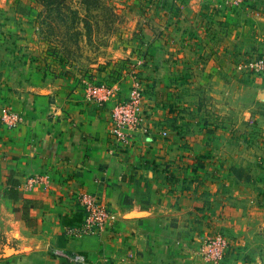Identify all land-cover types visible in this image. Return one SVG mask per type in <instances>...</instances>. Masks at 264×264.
I'll use <instances>...</instances> for the list:
<instances>
[{
  "label": "crops",
  "instance_id": "crops-1",
  "mask_svg": "<svg viewBox=\"0 0 264 264\" xmlns=\"http://www.w3.org/2000/svg\"><path fill=\"white\" fill-rule=\"evenodd\" d=\"M232 2L163 0L173 34L149 48V133L127 144L111 133L114 101L89 98L66 66L0 74V109L22 118L0 126V264H72L53 249L86 264H207L201 249L216 234L228 242L222 264H264V73L235 69L264 58V0ZM81 192L116 214L114 228L67 235L83 218Z\"/></svg>",
  "mask_w": 264,
  "mask_h": 264
},
{
  "label": "rangeland",
  "instance_id": "rangeland-1",
  "mask_svg": "<svg viewBox=\"0 0 264 264\" xmlns=\"http://www.w3.org/2000/svg\"><path fill=\"white\" fill-rule=\"evenodd\" d=\"M65 4L58 11L35 0H0V74L25 62L44 69L52 63L66 66L87 80L85 86L113 88L115 103L126 98L134 71L145 92L158 74L149 48L158 34H173L163 0H66ZM171 38L169 47H174ZM192 44L189 40L185 49ZM178 75L187 81L192 72ZM183 94L190 95V87H183ZM190 104L187 96L186 112Z\"/></svg>",
  "mask_w": 264,
  "mask_h": 264
},
{
  "label": "built area",
  "instance_id": "built-area-1",
  "mask_svg": "<svg viewBox=\"0 0 264 264\" xmlns=\"http://www.w3.org/2000/svg\"><path fill=\"white\" fill-rule=\"evenodd\" d=\"M242 0H234L232 5H238ZM240 72L253 74L264 73V58L257 57L248 59L236 66ZM85 91L89 98L95 99L98 103H106L113 100L114 89L105 85L95 86L87 84ZM144 97L143 85L137 74L133 71L130 77V87L125 99L113 103L110 111L112 124L111 133L121 144L129 142V132L140 131L143 134L149 133L146 116L143 111L142 102ZM22 122L19 113L7 108L0 109V126L7 129H14ZM166 136L165 133H162ZM32 183H48L43 177H34ZM78 203L83 210L82 221L74 224L66 230L69 237L93 236L103 231L114 228L117 224L116 214L105 206L100 198L88 192H81L78 195ZM264 203V200H263ZM228 242L221 234L208 237L202 246L201 256L207 264H222L224 253ZM55 257L64 258L72 264H86L84 256L76 253H68L60 249L51 250Z\"/></svg>",
  "mask_w": 264,
  "mask_h": 264
},
{
  "label": "trees",
  "instance_id": "trees-1",
  "mask_svg": "<svg viewBox=\"0 0 264 264\" xmlns=\"http://www.w3.org/2000/svg\"><path fill=\"white\" fill-rule=\"evenodd\" d=\"M66 0H35V2L39 3L45 9L52 8L54 10L61 11L65 7ZM76 15L77 12L73 11Z\"/></svg>",
  "mask_w": 264,
  "mask_h": 264
}]
</instances>
